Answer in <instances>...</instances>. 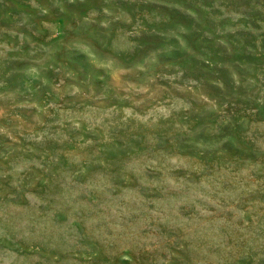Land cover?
Instances as JSON below:
<instances>
[{
  "label": "rangeland",
  "instance_id": "rangeland-1",
  "mask_svg": "<svg viewBox=\"0 0 264 264\" xmlns=\"http://www.w3.org/2000/svg\"><path fill=\"white\" fill-rule=\"evenodd\" d=\"M0 264H264V0H0Z\"/></svg>",
  "mask_w": 264,
  "mask_h": 264
}]
</instances>
